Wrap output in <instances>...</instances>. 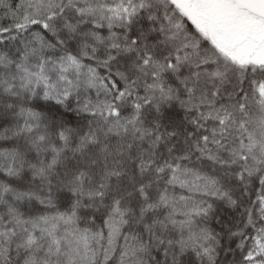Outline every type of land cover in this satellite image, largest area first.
<instances>
[{"label":"snow or ice","instance_id":"6c2138e0","mask_svg":"<svg viewBox=\"0 0 264 264\" xmlns=\"http://www.w3.org/2000/svg\"><path fill=\"white\" fill-rule=\"evenodd\" d=\"M0 264H264V0H0Z\"/></svg>","mask_w":264,"mask_h":264}]
</instances>
